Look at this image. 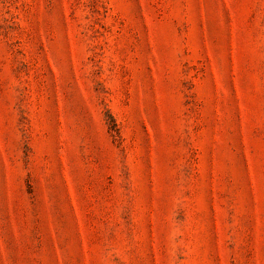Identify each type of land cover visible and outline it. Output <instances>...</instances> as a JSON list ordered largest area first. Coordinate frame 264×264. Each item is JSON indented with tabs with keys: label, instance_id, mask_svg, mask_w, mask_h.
I'll list each match as a JSON object with an SVG mask.
<instances>
[{
	"label": "rangeland",
	"instance_id": "374dc122",
	"mask_svg": "<svg viewBox=\"0 0 264 264\" xmlns=\"http://www.w3.org/2000/svg\"><path fill=\"white\" fill-rule=\"evenodd\" d=\"M0 264H264V0H0Z\"/></svg>",
	"mask_w": 264,
	"mask_h": 264
}]
</instances>
